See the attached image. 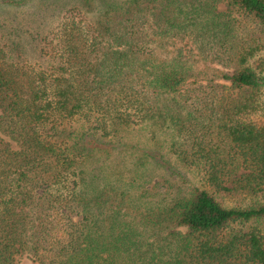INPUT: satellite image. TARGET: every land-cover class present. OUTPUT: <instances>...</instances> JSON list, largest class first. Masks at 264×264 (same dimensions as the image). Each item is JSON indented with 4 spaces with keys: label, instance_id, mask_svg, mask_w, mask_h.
Returning <instances> with one entry per match:
<instances>
[{
    "label": "trees",
    "instance_id": "1",
    "mask_svg": "<svg viewBox=\"0 0 264 264\" xmlns=\"http://www.w3.org/2000/svg\"><path fill=\"white\" fill-rule=\"evenodd\" d=\"M66 1L23 16L42 62L0 22V264H264V0H161L155 24L146 0ZM177 30L231 83L160 56Z\"/></svg>",
    "mask_w": 264,
    "mask_h": 264
},
{
    "label": "rangeland",
    "instance_id": "2",
    "mask_svg": "<svg viewBox=\"0 0 264 264\" xmlns=\"http://www.w3.org/2000/svg\"><path fill=\"white\" fill-rule=\"evenodd\" d=\"M161 0H146L145 2H142L141 7L143 6H148L149 7V18L153 20L154 23V16L152 12L158 11V6ZM166 1V0H165ZM61 2L64 3L65 5H61ZM71 3H74V0H71ZM227 0H221L217 3L218 10L222 11L227 8ZM65 6V7H64ZM71 5L68 3L66 0H28L25 4L23 5H16L13 6L10 9H7L6 13H3L0 15V22L2 17L5 16H10L11 22L10 25L14 28L11 31L13 32L15 28H21L24 29L20 34H12L13 38L16 37L17 42L20 41V49L23 48V52L27 58L31 60V62H36V61H43V58L40 55L39 51V46L36 41H34L33 37L30 36V31L35 32L36 30L40 29L38 27L39 25L35 22V24H29L27 19H24L23 16L26 18H30L31 16L35 14H40L37 19L41 20L42 16L45 17L46 14H49L53 11H60V8H69ZM67 10V9H65ZM64 10V11H65ZM51 17L48 18L45 22L48 24L49 27H51V24H56L58 22V15L57 14H49ZM34 19V17H33ZM88 20L91 21V17L88 18ZM52 22V23H50ZM60 22V21H59ZM155 24V23H154ZM163 24V23H162ZM26 27V29H25ZM166 27V26H165ZM155 29L159 31V27L155 26ZM178 31V30H177ZM155 39L157 42L165 43L164 48H158L157 51L159 52V55L162 57H165L166 55H172L174 54V51L176 50V47H181L183 48V53H187L191 56H193L194 59H196V64L198 65V71H200L201 79L207 82L208 78L210 79H215L217 82H221L223 84H230V80L226 79L223 77L224 73H229L232 74L233 68L232 67H227L223 65V63L217 62L215 59L212 58V55L207 54L200 50L199 46H197V43L194 41L192 36L190 34H186L184 31H178L177 34L173 32H169V36L166 34L160 35L159 33H154ZM179 34V35H178ZM12 39V38H11ZM264 40V39H262ZM169 44V45H167ZM264 56V52L262 54ZM198 60V61H197ZM192 82L195 81V79L191 80ZM215 131V130H214ZM137 132H126L127 137H130L133 140L132 146H129V148L126 147L122 148L119 150L116 154L113 160L110 162H107V166H111V173L117 172V169H120L124 171L125 173H129L128 170L132 168V165L130 164L132 158H134L133 153H131L130 149L133 151H138L139 148L141 147V142L147 140L144 139V137H141L139 134H136ZM161 137L164 139V136L161 135ZM151 142V140H149ZM150 144V143H148ZM167 149H163L162 152L166 151ZM137 155H139V152H135ZM120 167V168H119ZM157 171V170H156ZM156 175H153L151 178L148 176V179H150L146 187L152 188L158 184V182L161 183L160 185V191L163 193H166L168 189V182H166V177H163L160 175V173L157 171ZM151 174V173H150ZM149 174V175H150ZM127 176V175H126ZM152 176V174H151ZM191 176V175H190ZM169 178V177H167ZM114 180V178H112ZM127 180V179H126ZM117 182V179H115ZM17 264H40L37 261H34L28 257H22L17 260Z\"/></svg>",
    "mask_w": 264,
    "mask_h": 264
}]
</instances>
